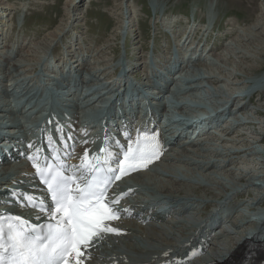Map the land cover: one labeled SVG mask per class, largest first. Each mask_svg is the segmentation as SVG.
Listing matches in <instances>:
<instances>
[{"label":"bare ground","instance_id":"bare-ground-1","mask_svg":"<svg viewBox=\"0 0 264 264\" xmlns=\"http://www.w3.org/2000/svg\"><path fill=\"white\" fill-rule=\"evenodd\" d=\"M82 2H84V0H71L69 6V10H71V12L69 11L70 16L66 21H70L72 16H74V18L75 16H78L76 18L82 17V14L77 15L78 13L76 11L82 7V4H84ZM2 3L3 2L0 0V10L2 8L4 9V6H1ZM125 3L127 4L126 8L129 9L128 11L130 13V16L135 15L136 11L134 9V1L125 0ZM253 3L256 4V0H253ZM12 7L13 5H9L6 3L5 10L7 12L2 13L0 11V17H3L4 14H6L7 17H11L12 19V17L14 16V12L8 11L9 9H12ZM75 11L76 13H74ZM184 18L185 20L189 21V19H186V17ZM214 18L215 17L210 18L209 21L220 28L221 25L219 23L217 24ZM255 18L256 16H253V19H249L250 21L249 24H247L246 28H243L242 32L240 31V33H238V36H234L235 38L232 39L233 43L231 42L233 45L230 46L229 44L228 48H226L227 52H224L225 54H214V51L216 49L214 47V44L208 45L209 50L206 52V57L207 60H211L210 55L212 54L213 59L210 62L211 65L207 64L209 66H204L205 64L202 62V60L201 62H198V69L203 72L201 73V77L193 82V86L198 87L203 81H205V84L209 86L213 85L215 88L214 91H202L205 97H208V99H213L216 97L215 94H220L226 97L225 103L234 102L235 100L240 98V93H242L244 90H248L249 95L251 93L250 91L253 92L256 90V87L253 85V79H261V82L259 83H264V72L262 74L263 76L257 77V75H255V71L259 68V65H256L257 60L259 62H264V11L261 10V13L259 14V16H257V19L254 22ZM177 19L178 18H171L169 22L170 25L167 26V31H171L173 33L180 32V26L177 25L179 23L176 22ZM190 21L189 24H191ZM131 25L132 24H130V26ZM193 27L194 25H192V28ZM197 27H199V24L196 25V30ZM66 30L67 34L71 33L69 25L68 28H66L64 31ZM2 32L3 29L0 28V36H2ZM182 34L184 35L183 37L185 42L192 39L191 31H186ZM187 34L188 36L185 37V35ZM61 35V33H56V35L52 34L51 36H49L47 41L51 43H42L41 53L38 52V49H40V45H37L36 47L32 45L29 51L26 53L24 51L25 42L14 44V46L18 47L19 52L14 56V58L9 60L8 63L5 64L4 69L0 71V85L4 84L5 81L11 82V84L5 85V87H3L4 92H0V95H4L6 99H9L11 96L10 93L13 90H16L18 92L19 85L21 83L25 85V87L19 92L27 90L28 94L29 92L32 93L41 77H45V80L47 82H51L53 78L52 73L56 72L55 68L58 67L62 70L63 75L66 73L67 69L73 74L64 76L63 84L61 85L62 89H65V87L68 88L69 84L74 82L76 92L79 96L84 97L83 103H85V107L92 106V104H88L91 103V100L96 97V95L97 97H99V99L104 96H102L103 92H106L110 96H113V93L121 89V84L112 82L111 79L108 78V76L111 75V72L115 71H121L120 73L123 75L131 71V69H127V67L125 69L122 67H118V65H120L119 63H121L120 60H122V62H125V60H129L128 51H126V58L120 56V59L118 60L112 58L106 60L105 58L108 53L105 52V49L107 48V46H110V44L107 43V46L96 49L95 47L89 46L84 43L80 45L79 51L68 54V58L64 62L65 64L63 63L61 65V62L58 64L56 63L55 67L52 70L49 66V60L51 59V57L49 56L50 59H48V55L46 57L45 55L48 53L47 50L52 47L53 42L57 41L58 37H63ZM207 37L208 39H212L209 35H207ZM32 38L33 36L31 37V39ZM80 38V36H76L75 41H78ZM181 41L182 38L177 40L178 43H180ZM124 45L125 50H128L129 47L127 45V42H125ZM184 45L185 44H183V46ZM177 46V50L182 51V48L179 47V45ZM6 47H11V45L3 46L2 51ZM46 47L48 49H45ZM159 50V47L156 48L155 46L153 48V61L160 62L162 61L163 57H166V55H171L172 48L168 49L166 54L162 55L163 57H157ZM185 54L188 53L186 52ZM192 55L198 56L199 60L202 58L201 53L192 52L191 56ZM2 56L5 57L6 54L4 53ZM217 59L219 60V62L217 61ZM150 60L151 58H145V62L141 63L138 59L134 60L130 58V62L134 63L132 67L134 69V71H132L133 77L135 76V73L138 72L136 70H143L144 73L146 72L148 74L153 73L154 77H157L160 74L158 69L162 70L161 73H163V70H166L164 68L158 67L157 69L153 68L152 65H150ZM112 61L115 62L113 65L111 64ZM127 62L128 61H126V63ZM143 65L144 68L141 69V66ZM114 67L118 68L114 70ZM77 68H79V70L74 73L73 71H75ZM231 68H235L239 72V75L232 74ZM24 73L25 76L22 77ZM36 73L38 74V79L35 78ZM198 75L199 74H195L194 76L196 77ZM204 76H206V78H204ZM142 79L143 77L138 81L140 82ZM131 80H133V78H131ZM164 80V84H168L167 77H165ZM191 84L192 83H190V81L186 82V86H190ZM153 85L154 84H152L150 88H152ZM204 86L206 87V85ZM236 88H240V90ZM153 89L154 88H152V90ZM68 91L71 94L68 97L66 96V100H70L71 97L75 96L72 95L74 90ZM165 91L166 90H162V92L158 93L157 95L159 97L155 96V98L151 99L156 100L158 98H164V95L160 94L167 93ZM261 93L262 95H264V89L261 90ZM152 94L156 95L155 92H152ZM247 96L248 95L245 94L244 98L246 99ZM12 101L13 100L6 102L2 98L0 99V102L5 106V109H3L2 104L0 103V128H7L8 130H12L11 132L13 133V136H4L2 138V141L4 140V142L8 144V152L0 153V189L2 192H4L2 193V196H0V201L5 200L7 197H10V192L12 190H16L18 192V195L24 199V196L20 194L23 190L28 188V186L25 185H29L31 191H36V187L39 188V186L35 183L36 168L33 167V164H31L30 161H28L27 157L23 156L24 151H26V154H29L26 147L22 149V146H20V144H18L17 146L13 145L14 141L17 142V140H20L19 137L14 136V134H16V131L14 130H17V128H19V131L17 133L21 132L20 135H23V129L26 127L25 124H27L28 122L24 118V120H26L25 123H22L19 127L15 128V125H18L20 121L16 119L15 114H11L9 112V102L11 103ZM35 102L37 103L36 105L33 104V102H31V100L29 99L28 103H30V105H28L27 107L28 110H33L37 106L38 108L40 107V99L38 101L36 100ZM123 102L124 101H122L121 103ZM83 103L80 106H78V104L75 105L76 111L74 112H76L75 114L79 115L75 122H77L78 120L80 121V123L88 122L87 116L84 113V110L86 108L83 106ZM25 108L26 104L22 106V109ZM7 112L11 114V119L8 122L5 121L4 116L5 113L7 114ZM12 116L15 117V119H13ZM97 120L100 119L93 118V120L89 123V126L84 127V130H82L81 128L77 129L78 132L76 136L86 137L90 133L91 136L89 135V138H91V140L96 139L97 136H99L98 133L105 128V126H102L99 129V127L94 125L96 124ZM140 120H142V118ZM77 125L78 124H74L75 127ZM141 125L142 124L140 123V126ZM185 130L186 132L188 131V129ZM107 131H109V129H107ZM145 132L155 134L149 129H143V132L141 133V139H143L142 134ZM155 135L160 145L159 158L154 159L153 162L150 163L146 168L134 170L122 176V181L126 182L127 186L129 187L124 193L125 200L121 201L122 206L130 211H137L140 205L146 202H152L155 198L159 202L166 203L168 205V211L171 215L181 214V217L191 216L195 220H199V218L201 217H196V215H201L203 206H211V208H215L218 212L217 215H212L208 221L210 222L212 220L213 222H215V218L217 216L218 219H224L226 218V214L229 216L231 215L232 218H228L226 224L235 225L238 229L236 233L237 235L230 236L232 232H223L219 237V242H221L224 246V248L221 250L224 251V253L220 254L217 252V250H213V254L209 258L206 257L204 252H202V254L198 256H190L189 251H187V249L185 248V245L193 241L198 228L196 226H188L185 221H180L173 224L169 223L168 228L162 226L158 227L156 225L144 226L139 224V220L137 219H134L133 221L122 220L107 222L111 227L118 229L119 234L106 233L105 235L111 236L109 239L97 241L100 246H105V248H103L102 254H99V256H101L102 259L111 256L113 258L112 264H122L120 261L122 258L131 261L132 264H167L165 263V260L169 257H174L175 255L182 256L183 254L186 255L185 258L179 259L178 264H255L262 261L264 259V228H259L261 224H259L258 222L255 223V221H253L251 218L262 215L261 217L263 220L261 222L264 221V195L259 199L252 197L250 194L247 196V188L249 184L254 185L252 178L247 179V172H249V175H251L252 168H247L244 171L240 168V165L237 167H235V165L232 166V164H236V158H229V156L234 153L235 155L239 156L240 160H242V162H240L239 164H243L245 167H248L247 163L248 161L250 162L248 158L257 156V154H260V156H264V150L260 147V149L257 148L258 150H256V148L250 143L251 139H246L248 138L247 136H239L234 133L229 139L230 141L221 142L224 143V145H221L225 148H227L228 145H236L237 151L233 152L232 150L224 149L219 152L216 149L217 142L215 138L209 137L208 134H206L205 136H197L196 138L207 137L208 142L215 148L213 151L215 152V155L212 156V158H209V154L204 155L206 151L202 152L198 148L192 151H186L184 148H179L181 150L180 151L176 146L174 150L169 149L165 151L161 136H159L158 134ZM118 136H120V133L118 134ZM118 138L120 139L121 144L125 145L127 143V140L124 137L121 136ZM136 139L137 136L131 138L132 141H135ZM82 140L79 143H81ZM239 144L244 145V147L239 148ZM3 145L4 144L2 143L1 146ZM191 145L196 146V142L191 141ZM90 148L91 147L88 144H85L83 146L78 144V147L75 150V156L79 155L77 156V160L81 161L85 150L87 149L89 151ZM228 148L231 149V147ZM229 151H231V153L228 154ZM224 152L227 153V159L226 157H224ZM43 153L47 152H40V154ZM120 158L122 159V156ZM73 161L76 160L73 159L71 162ZM250 164L251 163H249V165ZM230 165L231 168L229 167ZM182 166H185V168ZM238 167L240 168V172ZM221 168L226 169L224 170V174H221V171L223 170ZM238 175H240L239 178ZM253 178L259 179L264 182V176L262 175L255 176ZM243 179L247 180V183ZM143 185H147V187L151 189L149 190L148 188L149 191L148 193H146L147 195H145V193H143L142 191L143 188L141 187ZM35 194L36 193H34V195ZM245 196H247V199L244 198V201L248 203L247 207L244 206V202H241L240 200L234 201V199L237 197L243 198ZM116 207L119 208V204ZM242 207L244 211L243 214H240V208ZM211 208H209L207 211H204V213L209 212ZM19 211H23V209H19ZM245 211L255 212L256 215L248 216L247 214H244ZM238 212L239 214L235 216ZM16 213L18 212L16 211ZM203 222L204 221H202L201 219L199 220L200 224H202ZM215 223L217 226L219 222ZM242 223H246L248 228L244 230L243 226L241 225ZM247 230L251 231V234H253L251 236H248L249 231L247 232ZM138 241L139 243H137ZM230 242L233 243L232 246H230ZM107 244H109V246H107ZM111 246H113L114 250L111 248ZM211 246L212 245L209 244V247L205 246L203 247V249L207 250ZM216 246L217 245H215V247ZM249 246L254 247V252H252L253 255L250 258H247L245 255V251ZM149 253L151 254L150 257H144L145 254Z\"/></svg>","mask_w":264,"mask_h":264},{"label":"rangeland","instance_id":"rangeland-1","mask_svg":"<svg viewBox=\"0 0 264 264\" xmlns=\"http://www.w3.org/2000/svg\"><path fill=\"white\" fill-rule=\"evenodd\" d=\"M1 1L3 2L1 6H4V9L2 8L0 11L2 13L7 12L5 10L6 3L9 5H13V10L9 9L8 11L14 12V16L12 17V19L11 17H7L6 14H4L3 17H0V28L3 29L2 36H0V71H2L5 67V64H7L8 61L14 58V56L19 52L18 47L14 46V44L25 42L24 51L26 53L29 51L32 45L35 47L37 45H40V49H38V52L41 53V44H50L51 42L47 41L48 37L52 34L56 35V33H61V36L63 37H58V40L53 42L51 48H45L48 49V53L45 55V57L47 55L48 59H50L49 56L51 57V59L49 60L50 68L52 67L54 61L57 64L61 62L60 64L62 65L67 60L68 54L79 51L80 45L84 43L89 46H93L96 49L107 46V43L110 44V46H107V48L105 49V52L108 53L105 58L106 60H109L110 58L118 60L120 59V56L126 58V51H128L129 60H125V62L130 61V58H132L134 60L138 59L139 62L144 63V61H142L143 58L152 59V51L155 46L156 48L159 47L160 49L158 57L165 55L168 49L177 46L176 40L178 34L171 31H166L167 26L170 25L169 22L171 18L184 19L183 22L181 21V23L177 24L181 27L180 33H183L185 31L184 22H188L187 24L192 26V21L191 24H189V21L192 20V17L194 15L196 18L195 24H199L200 31L204 34L202 40H206V35H209L212 38L210 40H207L205 46L214 44V47L216 48H214V54L221 55L227 52L226 48H228L229 44L230 46L233 45L232 39L238 36V33H240V31L242 32L243 28H246L247 24H249V21L253 19V16H256V18L254 19L255 22L257 16H259V14L261 13V10L264 11V0H256V4L253 3V0H131L134 1V9L137 16L136 14L130 16V13L128 11L129 9L126 8L127 4L125 3V0H84V2H82L84 3L82 4V7L76 10L78 13L77 15L82 14V17L76 18L78 16H75L74 18V16H72L70 21H66L69 18L71 12V10H69L71 0ZM76 11L74 13H76ZM184 17H186V19H189V21L185 20ZM213 17H215L214 20H216L217 24L219 23L221 25L219 29H211L212 22H210L209 19ZM130 24L132 25L130 26ZM204 24L205 27L203 26ZM68 25L71 29L70 34H67V30L64 31L66 28H68ZM74 27L77 29H75ZM32 36L33 38L31 39ZM76 36H80L81 38L78 41H75ZM173 37H176L175 42L170 41V39ZM125 42H127V45L129 47L128 50H125ZM5 45H11V47H6L2 51V48ZM4 53L6 54L5 57L2 56ZM210 56V59L212 61V54ZM217 61L219 62L218 59ZM120 62L122 63V60H120ZM114 63L115 62L112 61L111 64L113 65ZM256 65H259V68L255 71V75H257V77L263 76L262 74L264 72V62H259L257 60ZM118 67H114V70ZM142 68H144V65L141 66V69ZM231 69L232 74L239 75V72L235 68ZM78 70L79 68H77L73 72L75 73ZM118 72H111V75L108 76V78H110L112 81L114 80L115 82L116 77L114 75H116ZM37 73L35 74L36 79H38ZM52 74L56 77H62L63 75L60 69ZM24 76L25 73L22 75V77ZM129 77L135 79V76L133 77V75H129ZM142 77L143 74L140 75V78ZM236 89L240 90V88ZM59 91L60 90L58 89V92ZM66 96L68 97L69 95H65V98ZM96 98L97 100L95 102L97 103L101 98L99 99L97 95ZM65 102L66 101H63V104ZM95 102L94 104H92V106L96 104ZM1 104L3 109H5L4 104ZM10 115L11 114L8 112L7 114L5 113L4 116L6 122L11 119ZM13 119H15V117H13ZM17 127L18 125H15V128ZM255 142V140L250 141V143L256 148V150L260 148L264 150V146L261 142ZM242 144H239L238 147L243 148L244 145ZM222 145H224V143H222ZM222 145L219 144V147ZM228 147H233L231 148L233 152L237 151L236 145H228ZM228 147L226 149L230 150V148ZM207 154L211 156H208L209 158H212V156L215 155V152L204 153V155ZM230 157H233L234 159L236 158V164H232V166L235 165V167H237L240 165V168L244 171L247 168H252L251 175H249V172H247V179L252 178L253 180V177L255 176H264V156H260V154H257V156L249 157L248 160H250V162L248 161L247 163L248 167H245L243 164H239L240 162H242V160H240L239 156L235 155L234 153L231 154L229 158ZM249 163L251 164L249 165ZM182 167L185 168V166ZM229 167L231 168V165ZM224 170L226 169H223L221 171V174H224ZM239 177L240 175H238V178ZM245 181L247 182V180ZM141 188H143L142 191L143 193H145V195H147L146 193L151 190L149 187H147V185H143ZM253 192L255 194H258L260 198H262L264 195V191L261 192L259 188L253 190ZM244 198L247 199V196L243 198L237 197L234 199V201L240 200L241 202H244V206L247 207L248 203L244 201ZM209 208H211V206H203V212L201 211V215L198 214L196 215V217L202 216L204 211H207ZM243 211V207L240 208V214H243ZM238 214L239 212L235 216H237ZM244 214H247L248 216L256 215L255 212L252 211H245ZM225 217L227 220L228 218H232L231 215L229 216L227 214L225 215ZM251 219L255 221L254 217H252ZM181 220L186 221L185 217H183L182 219H178V221ZM241 225L243 226L244 230L248 228L246 223H242ZM228 228L232 232L230 236L237 235L236 233L238 229L235 225H228ZM248 231L249 230H247V232ZM219 241L216 243L217 246H214V250H217V252L221 253L224 252L221 251L224 246ZM137 243H139V241ZM232 245L233 243L230 242V246Z\"/></svg>","mask_w":264,"mask_h":264},{"label":"snow or ice","instance_id":"snow-or-ice-1","mask_svg":"<svg viewBox=\"0 0 264 264\" xmlns=\"http://www.w3.org/2000/svg\"><path fill=\"white\" fill-rule=\"evenodd\" d=\"M142 136L143 139L138 134L135 141L128 136L125 145L116 142L118 153L102 148V156H89L86 149L71 176L64 174L63 164L54 170L47 160L43 168L34 163L51 194V203L45 206L41 201L32 207H39L42 212L47 210L55 222L38 229L20 216H0V264H73V261L84 264L81 247H91L105 233L119 234L118 229L107 223L121 215L116 206L122 197L108 196L111 184L131 171L146 168L160 155L156 135L145 132Z\"/></svg>","mask_w":264,"mask_h":264}]
</instances>
